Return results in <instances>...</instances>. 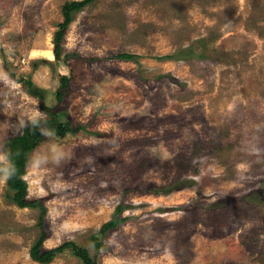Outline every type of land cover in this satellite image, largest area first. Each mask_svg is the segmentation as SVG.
<instances>
[{
	"label": "rangeland",
	"instance_id": "obj_1",
	"mask_svg": "<svg viewBox=\"0 0 264 264\" xmlns=\"http://www.w3.org/2000/svg\"><path fill=\"white\" fill-rule=\"evenodd\" d=\"M73 1L0 0V162L42 106L71 128L29 153L43 249L73 243L97 264H264V0H92L69 13L55 60ZM12 196L0 175V264H40V211ZM48 264L83 262L67 248Z\"/></svg>",
	"mask_w": 264,
	"mask_h": 264
},
{
	"label": "trees",
	"instance_id": "obj_2",
	"mask_svg": "<svg viewBox=\"0 0 264 264\" xmlns=\"http://www.w3.org/2000/svg\"><path fill=\"white\" fill-rule=\"evenodd\" d=\"M92 0H81L66 3L62 8L63 22L57 34L54 37L53 55L55 60L59 59L60 41L64 34V30L69 24L71 17L70 12L82 8ZM118 58L123 60H133L134 56L122 54ZM59 87L55 92L57 102H62L68 86V78L64 75L59 76ZM25 91L34 97L42 99V91L34 85L31 80H23ZM42 111L45 118H35L27 121L24 124L20 134L10 139L8 148L5 152L7 162H0V175L6 176V184L9 190L13 191L12 200L20 208L28 207L38 209L39 222L38 226L41 229L39 239L31 246L29 250L30 258L40 264L50 263L58 254L62 253L67 248H70L73 255L78 257L83 264H97L83 248L76 246L73 243H64L59 247L45 250L42 244L47 236L45 225L46 207L40 199L27 200V182L24 179L26 167L28 165L29 153L38 145L40 137L43 134L49 133L57 136H64L70 132L71 128L68 124L61 121L60 116L55 112L53 107L42 106ZM122 207H118L113 213L112 218L102 226V231L111 229L123 221L119 218Z\"/></svg>",
	"mask_w": 264,
	"mask_h": 264
}]
</instances>
